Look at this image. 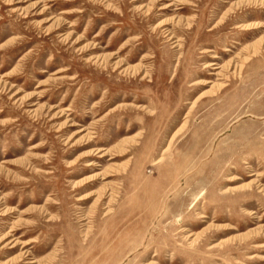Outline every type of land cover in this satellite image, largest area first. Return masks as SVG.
<instances>
[{
	"label": "rangeland",
	"instance_id": "374dc122",
	"mask_svg": "<svg viewBox=\"0 0 264 264\" xmlns=\"http://www.w3.org/2000/svg\"><path fill=\"white\" fill-rule=\"evenodd\" d=\"M0 264H264V0H0Z\"/></svg>",
	"mask_w": 264,
	"mask_h": 264
},
{
	"label": "bare ground",
	"instance_id": "6f19581e",
	"mask_svg": "<svg viewBox=\"0 0 264 264\" xmlns=\"http://www.w3.org/2000/svg\"><path fill=\"white\" fill-rule=\"evenodd\" d=\"M174 4H170V5H163L160 9H167L168 7L172 6ZM163 34L165 35V38H167L168 40H173V39H176V37L173 35L172 32H170L169 30L167 29H164L163 30ZM263 40V38H262ZM179 41V40H178ZM177 41H174L173 44H175ZM231 50H229L228 48H225L224 49V52H230ZM210 52V51H208ZM209 70H213V71H216V70H220V67L218 63H216L215 61H211L209 62L208 64H206V66ZM210 74L214 75V76H221V73L218 71V72H210ZM226 78V77H225ZM201 82V81H200ZM211 83L210 80H206L204 81L202 84H209ZM214 83V82H213ZM217 84V83H216ZM219 84V83H218ZM215 85V84H214ZM213 86V85H212ZM164 152V151H163ZM102 155H100L99 157L102 158L103 157V152L101 153ZM162 160V158H160ZM114 201V191H112L109 195V198H108V205L110 206L111 203ZM109 211H111L110 208L107 209V213H109ZM184 235V239L190 244V245H193V244H196L197 241H198V236L196 234H191L189 236H186ZM30 262V261H29ZM32 263V262H31Z\"/></svg>",
	"mask_w": 264,
	"mask_h": 264
}]
</instances>
